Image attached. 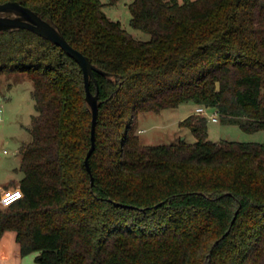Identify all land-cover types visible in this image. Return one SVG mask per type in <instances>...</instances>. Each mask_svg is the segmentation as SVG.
Instances as JSON below:
<instances>
[{"label":"trees","instance_id":"obj_1","mask_svg":"<svg viewBox=\"0 0 264 264\" xmlns=\"http://www.w3.org/2000/svg\"><path fill=\"white\" fill-rule=\"evenodd\" d=\"M6 1L56 23L103 72L90 84L91 175L80 64L29 29L0 30V75L26 73L38 111L0 243L14 230L37 264H264V142L213 141L200 113L181 122L194 143L148 145L137 132L139 113L188 101L264 130V0H132L130 24L149 40L103 0Z\"/></svg>","mask_w":264,"mask_h":264},{"label":"rangeland","instance_id":"obj_2","mask_svg":"<svg viewBox=\"0 0 264 264\" xmlns=\"http://www.w3.org/2000/svg\"><path fill=\"white\" fill-rule=\"evenodd\" d=\"M132 0H119L116 4H109L103 0V8L108 15L120 20L122 26L131 32L137 39L149 40L151 35L130 24L131 12L129 5ZM34 83L32 79L22 72L0 75V104L3 106V121L0 122V194L8 188L19 186L24 176L20 169V147L32 139L30 127L33 116L38 114L35 108V99L32 97ZM198 105L194 101L181 103L177 107L165 108L160 112L148 111L139 113L137 132L144 144H169L185 140L188 143L196 142V135L188 126L181 122L190 114L197 113ZM214 107H206L205 116L208 118V137L213 141L222 139L238 141L264 142V130L247 132L236 123H224L220 114L217 121L211 118L216 113ZM8 152L5 153L4 150ZM9 198V194L7 195ZM1 207H5L1 204ZM13 233V232H9ZM8 235V234H7ZM9 238H6L7 241ZM38 252L27 255H4L0 264H37ZM17 259V260H16Z\"/></svg>","mask_w":264,"mask_h":264},{"label":"water","instance_id":"obj_3","mask_svg":"<svg viewBox=\"0 0 264 264\" xmlns=\"http://www.w3.org/2000/svg\"><path fill=\"white\" fill-rule=\"evenodd\" d=\"M22 28L29 29L62 47L80 64L83 70L86 86V102L90 105L93 113L92 145L85 160L86 167L92 175L89 158L96 146V124L99 111V96L98 93L94 94L91 91L90 84L92 80L96 81L95 71H103L93 64L87 55L75 48L67 40L61 28L56 23L45 19L38 11H35L18 1H6L0 3V30Z\"/></svg>","mask_w":264,"mask_h":264},{"label":"crops","instance_id":"obj_4","mask_svg":"<svg viewBox=\"0 0 264 264\" xmlns=\"http://www.w3.org/2000/svg\"><path fill=\"white\" fill-rule=\"evenodd\" d=\"M0 188H1V185H0ZM18 188H19V186L15 187L13 189L18 190ZM8 189H11V188H8ZM9 232H13V233H9ZM6 238H9V239L7 241H5ZM5 254L9 255V256L12 255L13 257H16L17 254H21L20 245L17 241V233L14 230L6 231L2 240H1V243H0V260L3 259L1 257H4Z\"/></svg>","mask_w":264,"mask_h":264},{"label":"built area","instance_id":"obj_5","mask_svg":"<svg viewBox=\"0 0 264 264\" xmlns=\"http://www.w3.org/2000/svg\"><path fill=\"white\" fill-rule=\"evenodd\" d=\"M3 106L0 104V122L3 121V118H4V115H3ZM197 113H200V114H203L205 115L206 113V107L205 106H199L197 107ZM217 114L218 112L214 113L211 115V118L214 120V121H217L218 118H217ZM5 153H7L8 151L5 149L4 150ZM9 194V198L7 197V195ZM20 195V190L18 188V190H14V189H7V190H3L1 191V194H0V202L3 206H7L9 205L12 201H14L15 199H17Z\"/></svg>","mask_w":264,"mask_h":264}]
</instances>
